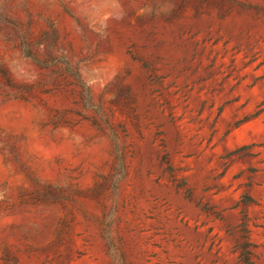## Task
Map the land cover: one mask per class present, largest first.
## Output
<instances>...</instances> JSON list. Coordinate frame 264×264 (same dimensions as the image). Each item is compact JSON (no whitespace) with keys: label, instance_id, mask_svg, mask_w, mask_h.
Returning <instances> with one entry per match:
<instances>
[{"label":"rangeland","instance_id":"374dc122","mask_svg":"<svg viewBox=\"0 0 264 264\" xmlns=\"http://www.w3.org/2000/svg\"><path fill=\"white\" fill-rule=\"evenodd\" d=\"M0 264H264V0H0Z\"/></svg>","mask_w":264,"mask_h":264}]
</instances>
